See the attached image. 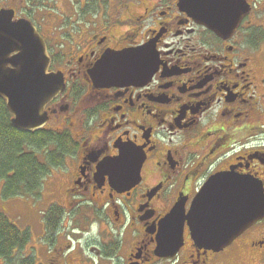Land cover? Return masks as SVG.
Listing matches in <instances>:
<instances>
[{"label": "flooded vegetation", "instance_id": "obj_1", "mask_svg": "<svg viewBox=\"0 0 264 264\" xmlns=\"http://www.w3.org/2000/svg\"><path fill=\"white\" fill-rule=\"evenodd\" d=\"M185 5L0 0L64 83L44 126L19 131L51 140L24 152L38 183L4 197L0 180V235L16 236L0 238V264H264V217L219 251L195 246L186 224L173 256L159 247L174 207L186 215L215 175L256 181L264 197V0L237 2L239 21L217 9V31Z\"/></svg>", "mask_w": 264, "mask_h": 264}, {"label": "water", "instance_id": "obj_2", "mask_svg": "<svg viewBox=\"0 0 264 264\" xmlns=\"http://www.w3.org/2000/svg\"><path fill=\"white\" fill-rule=\"evenodd\" d=\"M180 1L193 17H209L215 31L217 9L223 18L235 9V19H239L237 0H189L190 7L187 0ZM223 2L226 7L221 6ZM11 18L7 12L0 13V98L15 129L37 131L46 122L44 107L64 91V83L61 75L49 72L46 47L35 28L24 20L13 23ZM263 217L264 197L256 181L233 173L218 174L196 194L186 215L181 206L174 207L162 224V231L169 234L161 235L159 247L164 257L173 256L186 224L195 246L219 251ZM167 246L174 249L168 251Z\"/></svg>", "mask_w": 264, "mask_h": 264}, {"label": "trees", "instance_id": "obj_3", "mask_svg": "<svg viewBox=\"0 0 264 264\" xmlns=\"http://www.w3.org/2000/svg\"><path fill=\"white\" fill-rule=\"evenodd\" d=\"M50 141L42 135H26L14 129L7 110L0 103V180L5 183L4 197L19 194V187L22 185L33 186L38 183L41 174L40 168L36 165L32 155L24 154L23 147L27 146L30 151L34 152ZM42 172L44 173V171ZM7 174H10L11 177H8ZM0 225L4 231V223L2 222ZM0 238L3 248V246H7L9 240L13 241L16 236L14 234H1ZM0 255L4 254L1 253Z\"/></svg>", "mask_w": 264, "mask_h": 264}, {"label": "rangeland", "instance_id": "obj_4", "mask_svg": "<svg viewBox=\"0 0 264 264\" xmlns=\"http://www.w3.org/2000/svg\"><path fill=\"white\" fill-rule=\"evenodd\" d=\"M23 152H30V149L26 146H24L23 147ZM0 183H1V181H0ZM19 208V207H18ZM20 210V209H19ZM19 210H17V211H14L13 213H12V217H13V219L12 220H14L16 217H18V215H19Z\"/></svg>", "mask_w": 264, "mask_h": 264}]
</instances>
